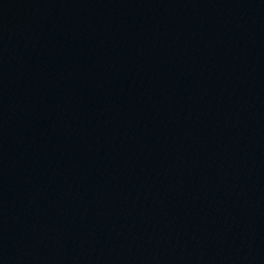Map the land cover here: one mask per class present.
<instances>
[{
	"label": "water",
	"instance_id": "water-1",
	"mask_svg": "<svg viewBox=\"0 0 264 264\" xmlns=\"http://www.w3.org/2000/svg\"><path fill=\"white\" fill-rule=\"evenodd\" d=\"M0 264H264V0H0Z\"/></svg>",
	"mask_w": 264,
	"mask_h": 264
}]
</instances>
